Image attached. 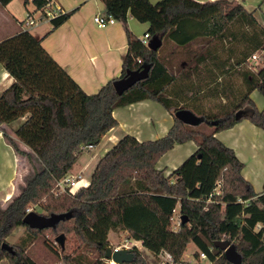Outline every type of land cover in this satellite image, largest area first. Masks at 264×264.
Listing matches in <instances>:
<instances>
[{
    "label": "trees",
    "instance_id": "16d2710c",
    "mask_svg": "<svg viewBox=\"0 0 264 264\" xmlns=\"http://www.w3.org/2000/svg\"><path fill=\"white\" fill-rule=\"evenodd\" d=\"M9 1L0 0V4ZM32 1L36 9H43L46 4L45 0ZM100 2L104 6L101 13L120 22L126 35L127 51L118 78L126 70L150 65L148 76L122 94L113 88L112 83L118 78L107 81L94 93H86L44 50L42 38L27 30L0 42V63L13 78V83L0 95V125L24 117L13 129L16 140L7 135L5 138L16 153L25 154L32 166L20 191L5 205L0 203V261L39 264L30 247L48 231L53 235L72 234L80 240V250L73 254L61 249L63 264H107L104 255L110 246L109 233L124 231L126 239L140 241L154 255L164 250L175 261L182 258L192 242L197 248L194 255L205 252L211 258L218 254L217 264H232L213 244L227 238L241 255L242 264H264V191H254L242 176L243 162L216 136L244 119L264 130V105L258 109L250 97L254 90L264 97V67L241 69L254 52L264 48V28L254 12L246 11L236 0ZM72 12L52 18L51 29L62 24ZM129 16L148 22L146 33L161 39L157 50L142 44L128 29ZM225 38H242L250 45L241 58L233 61V72L242 76L245 89L237 103L197 115L211 127L209 132L202 131L174 116L176 110L190 108L172 102V95L176 97L180 90L171 93V84L178 78L191 79L195 73L201 74L202 64H208L209 59L211 66L225 70V59L220 61L211 50L216 40ZM163 43L166 46L162 50ZM229 51L235 53L233 49ZM144 99L157 101L170 112L173 123L167 133L143 141L124 134L97 161L86 185L72 192L59 191L56 182L72 169L80 149L98 144L107 131L117 126L113 110ZM240 109L245 114L235 119ZM189 140L195 142L197 149L166 176L163 169L156 167L157 161L174 144ZM17 141L28 147L30 153L21 151ZM36 205L45 215L70 213V217L54 227L30 228L22 219L27 209L33 211L30 207ZM177 205L178 218L184 215L187 222L179 221L174 230L171 223ZM18 227H24L25 233L11 245V251L2 248ZM46 244L52 253L58 254L52 242ZM88 251L94 256H89ZM130 251L133 261L124 264L146 262L135 245Z\"/></svg>",
    "mask_w": 264,
    "mask_h": 264
},
{
    "label": "crops",
    "instance_id": "0c3cea01",
    "mask_svg": "<svg viewBox=\"0 0 264 264\" xmlns=\"http://www.w3.org/2000/svg\"><path fill=\"white\" fill-rule=\"evenodd\" d=\"M14 1L10 0L5 5L0 4V42L24 30L29 31L36 38H42L41 45L44 50L89 94L96 92L107 81L120 76L122 57L127 51L125 31L122 24L116 20L105 27H98L93 22V16L103 11L104 6L100 0H55V4L60 7L62 13L73 12L54 29H51V19H46L41 15V9H36L34 2L31 0L32 8L28 9L26 17L29 16L35 22L29 26L34 27L32 30L28 28L26 17L18 18L11 12V5ZM28 1L23 0V3L27 4ZM149 1L156 3L159 0ZM236 1L246 11H253L258 24L264 28L263 1L255 7L250 3V0ZM36 11L40 13L39 19H37L40 21L37 23L32 14ZM127 27L137 38H141L148 30L149 24L148 22L140 23L137 19L129 16ZM12 83L13 78L0 63V95ZM254 91H252L250 97H252ZM112 114L117 120V126L107 131L92 149L82 151L72 169L67 173L74 176L80 175L82 183L85 185L89 182V176L97 161L121 136L130 134L138 141L157 139L165 135L173 123L170 112L159 102L150 99L117 107ZM23 120L24 117L10 124L0 125L1 205H5L20 191L26 177L32 171L25 154L16 153L5 138V135L13 137V129ZM216 136L232 148L236 156L243 162L242 176L251 183L254 191L257 193L263 192L264 162L261 153L258 154V151L263 149L262 153H264V142L260 141L264 139V130L244 119L235 123L231 128L216 133ZM17 145L24 153H30L29 148L22 142L17 141ZM196 149V144L192 140L176 143L159 158L156 167L163 169L166 176L170 175ZM249 154L254 160L249 161V157H251ZM87 171L89 173L85 177ZM86 178L87 181H85ZM174 217L173 213V219ZM120 232L125 234L124 231ZM133 242L136 247L138 245L142 246L140 241L133 240Z\"/></svg>",
    "mask_w": 264,
    "mask_h": 264
},
{
    "label": "rangeland",
    "instance_id": "374dc122",
    "mask_svg": "<svg viewBox=\"0 0 264 264\" xmlns=\"http://www.w3.org/2000/svg\"><path fill=\"white\" fill-rule=\"evenodd\" d=\"M262 1L264 2V0H250V3L253 5V7H255L257 6L258 3ZM31 8H32L31 0H29L27 4H24L23 0H15L13 4L11 5L10 10L18 18H25L27 15L28 9L30 10ZM32 14L35 20L39 19V16H40L39 12L37 11L32 12ZM39 21L40 20H37L36 23ZM28 28L29 30H32V28L34 27L31 28L28 26ZM165 46H166V43H163L161 49L163 50ZM249 48H250V45L247 43V40L242 39V38L238 40H235V39L232 40V39H226V38L223 39L222 41L216 40V42L212 44L211 50L215 51L214 53L216 54L218 59H220V61L222 60L224 61L225 59V64L228 67L225 68V70L221 66L218 68H214L213 66L209 64L211 62V60L209 59L208 64H204V63L202 64L201 74L195 73L191 79L178 78L176 81H174L171 84V89H170L171 93L176 94V92H178L177 90H180L176 97L172 95V102L173 103L177 102V104H179L180 106L187 105L188 108H190V110L195 115H201L204 112L208 113L207 111H210V112L217 111L218 109H222L223 105H228V106L232 105L231 102L237 103L239 100L240 94L245 89V86L242 80V76L233 72V68H234L233 61L241 58V55H243L244 52L248 51ZM230 49L235 50V53L230 54V51H229ZM251 61L252 60H250V57H249L247 62L241 65V69L245 70V69H248L249 66H251L250 67L251 69L254 67L253 69L258 70L259 68L264 67L263 66L264 63L262 65L258 62H254V61L251 62ZM201 77H203L202 80H201ZM197 80L201 81V83L197 82ZM196 86H198L197 89H199V93L197 94V97L194 96V93H195L194 90ZM251 99L254 101L258 109H261L263 107L264 97L257 90L253 92ZM193 104L200 106V108L204 109L205 111H199L198 108H195L192 106ZM195 127L202 131H207V132H209L211 129V127L208 126L204 121H201L198 125H195ZM12 138L16 140L14 134ZM260 141L264 142V139H261ZM84 150L86 151L84 147L81 148L79 154ZM262 150H259L258 154L261 153L260 155H262V161L264 162V153H262ZM249 156L251 155L249 154ZM251 157H249V161L254 160L253 157L252 159ZM29 166L32 169L31 164H29ZM88 173H89L88 171L85 173V177L88 176ZM87 180L88 179L86 178L85 181ZM81 183H82V179L77 180L76 187L80 185ZM219 188H220V185L218 184V186L216 187V191H219ZM30 208L36 213L44 214L39 205L30 207ZM179 215H180V209H179V206L177 205L174 209L175 217L172 220V223L175 222V219H177ZM24 233H25L24 227L15 228L14 231L7 237L6 242L10 245H13L18 242L19 237H21L22 234ZM60 233H63L65 235L63 250L66 253L73 254L75 253V251L80 250V247H81L80 240L76 236H73L72 234H66L64 232H58L53 235L51 232L46 231L44 235L40 237L37 241H35L30 247V253L32 257L39 264H63L61 257H60L61 248L55 241V237L59 235ZM222 240H227V238H222ZM45 241L48 243L52 242L54 244L53 247L58 250V254H55L54 252L52 253L45 246L47 245ZM109 242H110L111 248L117 245H121L123 243H127V242L131 243V245L133 246L135 245L133 244L134 242L132 239L130 240L126 239L125 234L120 231H113L109 235ZM137 247L138 249L140 248L139 250H141V254L146 260L144 264H159L160 259L159 257H157L156 254L154 255L148 252V250H146L141 245H138ZM195 251H197L196 246L192 242H189L182 258L191 257L195 253ZM92 253H93L92 251L87 252L89 256H92L93 255ZM105 262L109 264L106 260ZM0 264H7V262L2 260L0 261Z\"/></svg>",
    "mask_w": 264,
    "mask_h": 264
},
{
    "label": "water",
    "instance_id": "95a60500",
    "mask_svg": "<svg viewBox=\"0 0 264 264\" xmlns=\"http://www.w3.org/2000/svg\"><path fill=\"white\" fill-rule=\"evenodd\" d=\"M160 45L161 39L157 35L151 36L147 43V47L151 50H157ZM149 69L150 65L144 64L141 69L126 70L124 76L113 81L112 84L115 92L117 94H122L134 83L146 78L148 76ZM243 114H245V111L240 109L236 111L234 117L235 119H238ZM174 116L184 124L191 126L198 125L201 122L200 117L186 108L176 110ZM212 123L215 124L216 122L213 121ZM69 217L70 213H51L49 215H43L36 213L35 211H29L23 217L22 223L30 228L43 229L46 227H54L60 220ZM179 219L182 224L187 222V217L184 215H181ZM64 239L65 235L63 233H60L55 237V241L61 247V249L64 248ZM213 244L215 247L223 251V255L228 262L232 264H242L241 255L237 252L235 245L229 240L220 239L214 241ZM1 246L2 248L9 251L12 250L11 245L8 243H3ZM133 257V253L129 249L112 250L110 246L106 249L104 255L105 259H110L117 264L131 263L133 261Z\"/></svg>",
    "mask_w": 264,
    "mask_h": 264
},
{
    "label": "built area",
    "instance_id": "2783aa9c",
    "mask_svg": "<svg viewBox=\"0 0 264 264\" xmlns=\"http://www.w3.org/2000/svg\"><path fill=\"white\" fill-rule=\"evenodd\" d=\"M45 2H46V4L43 7V9L40 10V12H41V15H43L46 19H52V18H54V17H56L62 13L60 7H58L55 4V0H45ZM26 20H27L28 26H31L35 23L34 20L32 18H30L29 16L26 17ZM93 22L98 27H105L108 24L114 23L115 19L111 15H104L100 12V13H97L93 16ZM149 38H150V35L145 32L143 34V36L139 39H140L142 44L147 46ZM250 60H252L254 62H258V63L262 62L261 64L263 65V63H264V48H260L259 50L254 52L251 55ZM93 147H94L93 144H87L84 146L85 149H92ZM79 179H81L80 175L74 176V175L66 174L60 180H58L56 182V186L58 187L59 191L72 192L77 187H79V185L76 187L77 180H79ZM81 185H85V184L82 183ZM29 211H30V209H27V212H29ZM172 220H173V218H172ZM179 221H180V219L177 217V219H175V222L171 223L172 229H174V230L178 229ZM132 246L133 245H131V243L127 242V243H123L121 245H117V246L112 247V250L131 249ZM209 251H211V249ZM156 255L160 259L159 264H217V262L220 258V255H218V254H214L210 258L205 252H198L196 255L193 254L189 258H181L180 260L175 261L174 259H172L171 255L164 250L159 251ZM105 260L109 264H117L110 259H105Z\"/></svg>",
    "mask_w": 264,
    "mask_h": 264
}]
</instances>
